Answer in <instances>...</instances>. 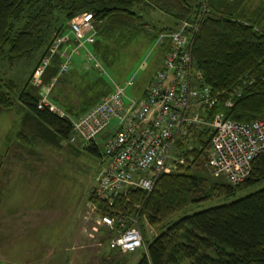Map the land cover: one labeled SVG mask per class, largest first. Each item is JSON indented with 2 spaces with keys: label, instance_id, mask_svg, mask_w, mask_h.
<instances>
[{
  "label": "trees",
  "instance_id": "trees-1",
  "mask_svg": "<svg viewBox=\"0 0 264 264\" xmlns=\"http://www.w3.org/2000/svg\"><path fill=\"white\" fill-rule=\"evenodd\" d=\"M244 1L205 0L207 12L194 40L192 65L199 84L218 93L211 113L248 124L264 115V14L259 19L249 18ZM152 10L171 17L172 26L157 31L165 33L174 31L183 21L194 20L200 3L199 0H0V64L12 69L38 53L22 83L0 77V115L14 107L23 110L14 142L23 149L39 142L59 146L71 134L68 118L54 114L50 106L37 107L40 87L58 73L59 57L51 59L38 86L30 84V76L53 39L69 28L73 18L91 14L102 42L97 38L89 50L109 64L117 40L132 29L148 33L152 39L156 37L148 32L150 23L144 19L147 11ZM96 86V80L91 87L89 84L93 100L82 113L111 91V87H105L95 93ZM227 102L230 106H226ZM210 135L206 128L192 132L190 150L177 144V155L184 157V164L175 171L161 173L149 194L125 187L110 203L95 198V187L89 194L87 202L94 203L100 214L115 220L139 219L144 249L137 250L140 258L136 264H264V187L249 191L264 182V156L252 161L244 181L231 185L211 176L204 167ZM81 148L97 158L103 157L96 143ZM1 187L0 183V195ZM219 199L226 202L188 213L196 205ZM146 228H157L159 233L147 241Z\"/></svg>",
  "mask_w": 264,
  "mask_h": 264
},
{
  "label": "built area",
  "instance_id": "built-area-1",
  "mask_svg": "<svg viewBox=\"0 0 264 264\" xmlns=\"http://www.w3.org/2000/svg\"><path fill=\"white\" fill-rule=\"evenodd\" d=\"M200 10L194 20L183 21L174 31L160 33L156 44L166 43L163 57L139 96L127 94L134 81H111L112 90L77 119H70L71 134L67 140L76 147L95 143L105 130H110L102 143L104 168L96 178L95 198L112 202L125 187L149 194L158 176L172 171L174 163L185 159L176 147L188 144L192 132L203 128L210 131L209 150L204 167L213 177L231 185L244 181L252 161L264 156V115L248 124L211 113L217 104V92L192 83V49L203 15L205 0H199ZM91 14L73 18L66 33L53 39L30 76V84L39 79L51 59H60L58 74L68 70L72 56L82 53L86 62L103 71L98 58L89 50L95 39ZM72 39L73 44H69ZM46 106L43 95L37 107ZM226 106H230L227 102ZM51 112L67 117L55 106ZM98 222L112 230L107 239L108 249L122 255L144 249L139 219L111 218L99 213L92 202L86 203Z\"/></svg>",
  "mask_w": 264,
  "mask_h": 264
},
{
  "label": "rangeland",
  "instance_id": "rangeland-1",
  "mask_svg": "<svg viewBox=\"0 0 264 264\" xmlns=\"http://www.w3.org/2000/svg\"><path fill=\"white\" fill-rule=\"evenodd\" d=\"M250 2L258 4L264 0ZM164 15L152 10L144 17L150 23V27L146 26L148 32L156 35L154 39L148 33L144 35L140 30L132 29L117 40L109 64H104L98 57L103 71L95 69V93L105 87L112 90L111 81L123 83L132 77L134 83L127 89V94L140 95L164 54L166 43L156 44L160 34L158 29L168 27L162 22ZM95 31L94 41L98 38L102 42ZM37 58L38 53L12 69L1 63L0 77L22 83ZM65 72L57 73L40 87V98L44 95L46 105L57 107L69 120L77 119L84 112L74 116L49 100L52 88ZM92 79L94 77L87 78L88 81ZM196 82L197 73L193 70L192 83ZM75 105L81 106L82 99L75 100ZM22 115L20 107L0 115V264H136L140 258L138 251L124 257L109 251L106 241L113 231L102 226L86 205L104 165L102 158L68 142L59 146L39 142L30 148H20L14 142V135ZM101 144H98L99 148ZM181 165L175 162L172 171ZM262 187L264 182L249 191ZM225 202V199L204 202L188 213ZM145 233L146 240L151 241L159 230L146 228Z\"/></svg>",
  "mask_w": 264,
  "mask_h": 264
},
{
  "label": "crops",
  "instance_id": "crops-1",
  "mask_svg": "<svg viewBox=\"0 0 264 264\" xmlns=\"http://www.w3.org/2000/svg\"><path fill=\"white\" fill-rule=\"evenodd\" d=\"M243 6L245 8L246 15L251 19H255L254 17L259 19L261 18L262 14H264V3L255 4L250 2V0H245ZM161 19L162 22L166 24V26H172L173 21L170 16L164 15ZM69 44H73L72 39H70ZM79 54L81 55L72 56V62L67 72H65L64 75L57 81L55 84L56 86L52 88L53 90L49 94V97H51L49 98L50 102L52 101L56 103L57 106L61 107L66 112L73 114L74 116L81 115V110H84V108H86L87 105L92 102L93 99L89 95L93 91H91L90 87L94 85L95 75L97 74L91 64L86 62L85 56L81 52ZM88 77H94V79H92V81H88ZM58 86H61L60 89L57 88ZM77 99H82L81 106L75 105V100ZM109 133L110 130H105L103 132L100 138H98V141L95 142L97 146L100 142L103 143L104 137L108 136ZM101 162L104 164L102 165L103 169L105 162H103L102 159Z\"/></svg>",
  "mask_w": 264,
  "mask_h": 264
}]
</instances>
